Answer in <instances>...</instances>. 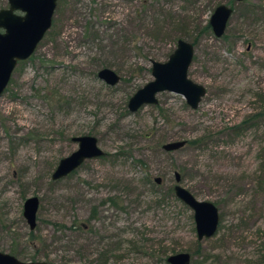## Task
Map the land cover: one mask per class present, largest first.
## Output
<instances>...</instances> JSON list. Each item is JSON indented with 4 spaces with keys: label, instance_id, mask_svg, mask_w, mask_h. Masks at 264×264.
Returning <instances> with one entry per match:
<instances>
[{
    "label": "rangeland",
    "instance_id": "rangeland-1",
    "mask_svg": "<svg viewBox=\"0 0 264 264\" xmlns=\"http://www.w3.org/2000/svg\"><path fill=\"white\" fill-rule=\"evenodd\" d=\"M219 4L232 6L57 0L51 27L0 96V252L49 264H162L143 249L147 237L189 252L191 264H264V14L252 19L244 7L264 0L234 2L221 37L196 35ZM179 37L197 40L188 77L206 88L198 107L165 91L130 112L129 98L152 80L151 61H166ZM104 67L120 76L116 85L97 77ZM82 135L95 136L105 155L52 180L77 148L71 137ZM176 171L218 208L212 237L197 240L192 210L173 194ZM30 196L39 198L34 230L23 217Z\"/></svg>",
    "mask_w": 264,
    "mask_h": 264
},
{
    "label": "water",
    "instance_id": "water-1",
    "mask_svg": "<svg viewBox=\"0 0 264 264\" xmlns=\"http://www.w3.org/2000/svg\"><path fill=\"white\" fill-rule=\"evenodd\" d=\"M244 2L245 0H234ZM57 0H7L0 8V96L9 83L12 72L19 61L28 59L35 51L46 31L51 27ZM230 5L220 4L215 7L209 25L213 35L221 37L232 15ZM194 45L185 39H178L176 47L164 62L152 60L150 73L152 80L139 88L128 100L130 112L137 111L144 105L157 104L156 95L172 92L181 95L191 109H196L206 94L204 85L188 77V69L193 60ZM97 77L109 86L120 81V76L110 68H101ZM77 148L61 158L51 174L52 180L61 179L76 170L84 161L99 158L105 152L99 147L97 138L92 135L71 137ZM186 140L166 142L162 149L167 152L184 147ZM174 196L193 212L197 240L212 237L218 228V208L211 201L198 200L187 188L180 184L181 176L174 172ZM160 184L159 177L154 178ZM39 198L30 196L23 203V217L29 229L36 227ZM189 252H177L166 257L167 264H190ZM0 264H49L45 261H23L9 253L0 252Z\"/></svg>",
    "mask_w": 264,
    "mask_h": 264
},
{
    "label": "trees",
    "instance_id": "trees-1",
    "mask_svg": "<svg viewBox=\"0 0 264 264\" xmlns=\"http://www.w3.org/2000/svg\"><path fill=\"white\" fill-rule=\"evenodd\" d=\"M6 1L7 0H0V8L4 7L6 5ZM229 2L233 6L235 1L234 0H229ZM244 7H245V12L250 14L252 16L251 17L252 19H255L256 15H258L256 12H258L259 14L260 13L264 14V6L263 5H259V7H254V6H250V4H246ZM160 12H163L165 14L166 19H170L172 21H174L176 19L175 16H173L170 13H166L162 8L160 9ZM164 19L165 18H162V20H164ZM210 31H211V28H210L209 22H206V24L203 27L197 28L195 33H196V35H201V34H203L205 32H210ZM178 39H180V37L176 38V41ZM196 42H197V40L195 38H193L191 43L193 45H195ZM256 117H257V115H252L249 118L251 119V122H252ZM247 122H249V121H247ZM244 125H249V124H244ZM239 126H242V125H239ZM204 139L202 137H200V138L188 140V141H186V143H188L189 145H198V144L202 143ZM258 175H259L258 178H257L258 191H259V193L264 195V159H262L261 162H260L259 174ZM171 192L172 191L170 190V193ZM106 200L110 204H113V205H117L118 204L117 200L115 198H113V197H108ZM161 202H162L161 199H159V198L156 199V203L157 204H159ZM142 240L146 243V244L145 243H141V244H143V249L146 251L147 255H149L150 257H155L162 264H167L166 263V257L169 255L170 251L173 254L174 250L169 248L168 246H166L163 239L154 240L153 242H150L149 244H147V243L150 240L147 239V237L142 239ZM14 253H15V251L12 250L11 254H14ZM194 263H195V261H194Z\"/></svg>",
    "mask_w": 264,
    "mask_h": 264
},
{
    "label": "flooded vegetation",
    "instance_id": "flooded-vegetation-1",
    "mask_svg": "<svg viewBox=\"0 0 264 264\" xmlns=\"http://www.w3.org/2000/svg\"><path fill=\"white\" fill-rule=\"evenodd\" d=\"M4 7H5V6H4ZM2 8H3V7H2ZM74 171H75V170H74ZM74 171H73V172H74ZM173 194H174V193H173ZM27 198H28V197H27ZM25 200H26V199H25ZM9 254H10V253H9ZM11 255H13V254H11ZM14 256H15V255H14ZM15 257H16V256H15ZM17 258H18V257H17ZM18 259H19V258H18ZM20 260H21V259H20ZM23 261H24V260H23ZM28 261H35V260L32 259V260H28ZM190 263H191V262H190Z\"/></svg>",
    "mask_w": 264,
    "mask_h": 264
}]
</instances>
